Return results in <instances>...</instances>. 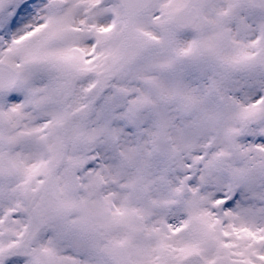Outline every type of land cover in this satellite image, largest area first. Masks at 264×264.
Here are the masks:
<instances>
[{
    "label": "snow or ice",
    "instance_id": "obj_1",
    "mask_svg": "<svg viewBox=\"0 0 264 264\" xmlns=\"http://www.w3.org/2000/svg\"><path fill=\"white\" fill-rule=\"evenodd\" d=\"M0 264H264V0H0Z\"/></svg>",
    "mask_w": 264,
    "mask_h": 264
}]
</instances>
